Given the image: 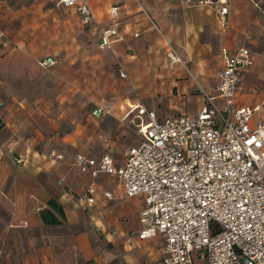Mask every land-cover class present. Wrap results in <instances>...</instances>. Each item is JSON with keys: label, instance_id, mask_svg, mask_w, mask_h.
Listing matches in <instances>:
<instances>
[{"label": "crops", "instance_id": "0c3cea01", "mask_svg": "<svg viewBox=\"0 0 264 264\" xmlns=\"http://www.w3.org/2000/svg\"><path fill=\"white\" fill-rule=\"evenodd\" d=\"M87 1L97 22L84 26L77 10L68 8L78 16L75 23L67 21V31L80 35L77 47L66 56L52 48L59 32L57 19L46 21L50 10L39 4L19 11L20 27L18 22L13 40L31 55L4 58L13 64V73H22L19 78L24 83L8 91L18 98L11 107L14 113L10 111L3 120L11 133L0 132V264H154L161 255V237L142 241L137 236L134 247L129 242L133 233L143 229V198H126L117 180L101 176L97 182L114 199L100 196L94 206L81 203L80 196L93 180L80 174L72 162L78 154L101 158L93 153V143L101 137L112 143L111 155L121 162L131 146L118 147L97 126L107 118L118 124L133 123L137 105L156 112L160 120L197 115L205 103L202 90L212 93L221 83L223 49L234 53L246 43H255L249 17L242 24L236 0H229L230 13L225 17L218 0L205 6L188 0ZM59 4L66 8L61 0ZM114 7L119 9L115 17ZM112 25L120 38L112 49L101 48V32ZM47 45L51 49L40 51ZM173 51L181 61H172ZM47 58L56 64L36 67L34 76L32 67ZM261 63L263 59L254 54L236 100L238 107L264 105ZM64 66L66 96L58 85ZM91 103L96 105L94 111L107 106L112 116L99 121L88 116L87 121L84 112L90 114ZM217 104L223 106V100ZM259 116L255 115L254 123ZM54 153L64 159L56 160ZM51 199L65 209L62 225L46 226L42 221L41 211Z\"/></svg>", "mask_w": 264, "mask_h": 264}, {"label": "built area", "instance_id": "2783aa9c", "mask_svg": "<svg viewBox=\"0 0 264 264\" xmlns=\"http://www.w3.org/2000/svg\"><path fill=\"white\" fill-rule=\"evenodd\" d=\"M214 2L188 0L198 6ZM218 2L221 15L227 16L229 0ZM61 3L76 9L84 26L96 24L87 0ZM118 12L114 7L111 15ZM3 36L0 32V39ZM119 38L116 25L103 29L101 47L112 49ZM223 56L221 83L212 93L202 90L205 103L197 115L160 120L156 112L137 105L132 112H137L139 141L125 151L121 162L109 153L99 159L78 154L72 162L80 174L93 180L80 196L81 203L94 206L100 196L114 199L97 182L101 176L117 180L126 198H143V229L133 233L129 242L134 247L137 236L142 241L161 237V255L154 264H195L196 259L205 264H264V105L236 103L253 64L251 50L243 47L230 53L224 48ZM170 57L181 61L174 51ZM55 64L53 58L40 62L44 68ZM121 75L126 77L124 72ZM219 99L223 106L217 104ZM109 113L110 108L103 106L93 115ZM256 114L260 116L254 123Z\"/></svg>", "mask_w": 264, "mask_h": 264}, {"label": "rangeland", "instance_id": "374dc122", "mask_svg": "<svg viewBox=\"0 0 264 264\" xmlns=\"http://www.w3.org/2000/svg\"><path fill=\"white\" fill-rule=\"evenodd\" d=\"M39 4H43L46 10H50L48 11V17H46L47 22L50 23L52 21V23H55V20L57 19L56 23L58 24L59 40L56 44L52 45V48L55 49L56 47L59 50V55L66 56L68 50H70L72 47H77L78 45V37L80 33L76 32L72 34L70 31H67L66 28L67 21L70 20L71 23H75L76 20H74V17L78 16V14L73 9H68L61 6L59 4V0H0V32L4 34V36L0 39V101L4 103V105L0 107V121L3 123L2 131H5L4 133L6 134L11 132L8 131L7 125L3 122V120H5L6 116L9 115L10 111L11 114L14 113V111L11 110V107L15 103V99L18 98V95L14 96L9 94L8 91H10L12 88L14 90H18L19 86L24 82L21 78H19V76H22V73H13L12 69L10 68L13 64H9L8 62L5 63L4 58L9 55L22 57L31 55L29 51H26L25 47L19 45L18 42L13 39H15V31H18V26L16 28V24L18 25V22L20 27V21H18L20 19H18V17L21 15L19 14V11L24 8ZM236 4L238 8H240V12L238 14L242 24L243 18L247 19L249 17L250 23L248 28L251 35L250 37L251 40H255V43H246L245 47L250 49L253 55L259 54L261 59H263L261 68L264 70V0H236ZM12 18L14 19L12 20ZM10 23H13V25H10ZM259 27H261V29H259ZM47 28L48 33L51 29L49 26ZM5 43H9V45L6 46ZM46 49L49 50L51 47L48 45L45 47L41 46L40 51ZM40 66V62H36L35 67H32L34 76H37L38 72L36 67L39 68ZM64 69L65 70L62 69L59 71L60 76L59 80H57L59 87L62 89L61 91L63 95L66 96V88L68 85L65 77H61L65 74L64 71H66V66H64ZM95 107L96 105L91 103V109L89 112L90 114H86V112H84L87 121L88 116L91 118V120L95 119L96 121H99L100 118H97L93 115V109ZM79 111V117L81 118L83 112L81 109ZM106 116L109 117L112 115L109 113ZM137 123L138 122L134 121L133 123L128 124L121 122L118 124L115 119L107 118L106 122L104 119H101L97 128L103 127V129L107 131V134L111 135L113 141L118 147L120 145L129 147L136 145L139 141L137 132L138 128L136 126ZM91 125L93 126L95 123H91ZM59 130L63 131L65 128L60 127ZM93 144L94 155H103L105 153L111 154V148L109 146H112V143L104 141L102 137ZM195 264H203V262L199 259H196Z\"/></svg>", "mask_w": 264, "mask_h": 264}, {"label": "trees", "instance_id": "16d2710c", "mask_svg": "<svg viewBox=\"0 0 264 264\" xmlns=\"http://www.w3.org/2000/svg\"><path fill=\"white\" fill-rule=\"evenodd\" d=\"M1 73V68H0ZM4 104L0 101V107ZM3 123L0 121V132L2 131ZM41 218L46 226H59L66 220V213L63 205L55 200L51 199L48 202V208L41 211ZM88 264V263H87Z\"/></svg>", "mask_w": 264, "mask_h": 264}]
</instances>
